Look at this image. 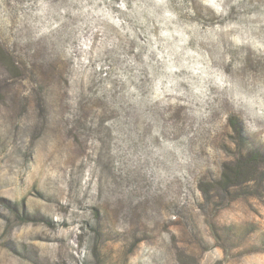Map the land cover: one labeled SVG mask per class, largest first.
<instances>
[{"label": "rangeland", "instance_id": "rangeland-1", "mask_svg": "<svg viewBox=\"0 0 264 264\" xmlns=\"http://www.w3.org/2000/svg\"><path fill=\"white\" fill-rule=\"evenodd\" d=\"M58 2L66 0H0L4 89L25 78L23 69L55 44L53 36L80 25L76 31L83 37L73 41L83 49L75 58L56 57L62 66L58 79L48 85L32 79L33 92L47 87L55 101L44 131L35 132V101L25 98L0 112V264H264V136L251 130L239 134L229 117L231 131L209 134L198 148L190 141L179 155V146L164 148L140 165L134 159L137 144H128L129 113L107 103L109 92L115 101L127 87L116 69L125 75L134 70L113 55L119 49L137 63L147 56L173 74L181 63L186 69L202 67L192 57L207 53L211 59L219 45L232 56L242 55L246 68L258 67L264 59L253 40L231 48L234 41L227 37L242 39L238 31L249 26L240 17L260 11L264 0H239L226 15L221 9L231 0H191L194 15L184 11L189 0H163L171 6L152 15L133 9L136 0H124V9L117 7L121 0H87L96 7L75 16L63 12V20L50 7ZM129 36L126 45L119 43ZM82 56L94 100L84 94L83 76L78 92L70 81L72 65L83 64ZM156 148L162 146L157 142ZM129 149L135 150L132 155ZM249 154L255 160L244 164L237 182L223 187V173Z\"/></svg>", "mask_w": 264, "mask_h": 264}, {"label": "clouds", "instance_id": "clouds-1", "mask_svg": "<svg viewBox=\"0 0 264 264\" xmlns=\"http://www.w3.org/2000/svg\"><path fill=\"white\" fill-rule=\"evenodd\" d=\"M207 2L208 0H197L198 4ZM221 3L224 4V0H221ZM233 4L239 7V0H231L230 4H224L221 10L225 15L227 9ZM77 5V10L73 11L74 6ZM170 6L163 0H146L143 4L136 0L132 8H145L149 15H152L155 9L166 10ZM50 7L58 9L56 14L60 15L63 20V12H70L75 16L81 10L87 12L89 7L95 8L96 3L87 5V0L83 2L66 0L64 3L58 2ZM117 7L124 9L126 7L124 0H121ZM184 11L194 15L191 0ZM166 14L173 15V13ZM240 20L248 23L249 30L247 32L238 31L237 35L242 39L228 36V39L234 41L229 47L236 48L241 42L247 43L248 40H253L256 52L264 59V27H262L264 26V8L260 11H251L250 14L241 16ZM139 22L145 23L143 18ZM146 26L150 27V25ZM232 27L240 29L241 25L235 24ZM77 28H80V25L62 31L58 37L53 36L52 40L55 44H50L47 51L31 58L27 69H23L26 73L25 78L12 86L10 90L2 87V78H0V112L15 109L27 98L38 105L35 132L40 133L46 129L49 109L55 102L54 98H49L47 87L43 92L32 90L36 84L48 85L58 79L62 66L57 65L56 57L68 61L70 58H75L78 52L83 51L79 43L73 44V41L83 39L82 31H76ZM123 31L130 32V29ZM122 32L119 35H122ZM116 35L118 34H112L114 43ZM243 37L248 39H243ZM130 38L131 36L124 37L119 43L126 45ZM103 39L102 35V46H104ZM96 51L99 52L100 49ZM113 55H119L122 61L126 60L127 65L134 69L127 75L121 72L119 67L116 69L122 81L127 82V87L119 91L115 101L111 99L109 92L107 103L111 108H122L121 114L129 113L126 117L129 121L128 128L131 129V139L128 144L135 142L139 151L129 149L128 155H132L135 151L134 159L138 157L137 164L142 165L145 160L152 161L164 148L179 146L175 149L179 155V149H185L190 141L194 148H198L209 134L216 136L225 130L231 131L227 126L229 117L237 121L239 134L248 136L251 130L264 136V63L248 69L242 64V55L239 58L232 56L224 46L219 45L213 50L211 59L208 58L207 53L199 58L192 57L193 60L201 62L202 67L186 69V64L181 63L173 74L163 68H157L155 61L150 64L147 56L144 57L142 63H137L133 57L127 56L124 49H119ZM80 59L83 64L76 61L70 70L72 88L74 92L80 90L79 80L83 76L84 94L92 97V94L87 91L88 75L84 69L87 60L83 56ZM180 69L186 70L181 71ZM88 71L92 69L89 68ZM64 74L68 75V73ZM142 77L143 83H141ZM33 78L36 84L32 83ZM133 80L136 82L135 87L131 83ZM25 86L27 91H25ZM52 87L55 85L52 84ZM107 88L111 89L112 85L107 84ZM96 95L100 96V93L97 92ZM92 99L94 100L95 97ZM8 127L9 125L5 122V130ZM157 142L162 146L161 149L156 148Z\"/></svg>", "mask_w": 264, "mask_h": 264}, {"label": "trees", "instance_id": "trees-1", "mask_svg": "<svg viewBox=\"0 0 264 264\" xmlns=\"http://www.w3.org/2000/svg\"><path fill=\"white\" fill-rule=\"evenodd\" d=\"M234 127H236V126H234ZM255 158H256L255 154H252V155L249 154V155L238 157L237 162L234 165V167L233 168L231 167V169L229 171H225L223 173V176L221 179L222 186L226 188L228 185H231V184L237 182V178L240 177L244 168H246V166H250L251 163L255 160ZM244 164H247V165L244 166ZM234 168H235V170H234Z\"/></svg>", "mask_w": 264, "mask_h": 264}]
</instances>
